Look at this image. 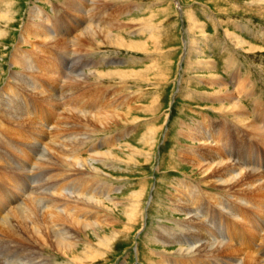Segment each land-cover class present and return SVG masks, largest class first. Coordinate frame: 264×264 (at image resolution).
<instances>
[{"label": "rangeland", "instance_id": "1", "mask_svg": "<svg viewBox=\"0 0 264 264\" xmlns=\"http://www.w3.org/2000/svg\"><path fill=\"white\" fill-rule=\"evenodd\" d=\"M74 1L78 10L85 9L82 1ZM84 1L86 3L88 0ZM69 2L70 0H6L0 4V101L2 94H6L9 88H17L10 77L12 72H20L19 68L11 65L14 51L18 47L27 50L28 53L33 50L27 45L19 46L28 12L34 6L33 8L43 10L45 15L52 16L53 10H56L59 15V37L69 39L87 24L82 23L83 17L74 16L69 10ZM179 2L184 11L181 16H177L172 0L99 1L102 6L101 11L95 13L97 19L95 25L107 27L117 23L121 30L118 29L116 35L123 37L127 42L144 45L138 50H133L125 46L96 43L81 49L82 52L79 53L80 58L82 57L79 61L81 72L107 73L121 70L130 72L131 76L128 81L127 79L122 81L115 76L92 77L93 80H89L85 87L74 95L79 99L70 105L59 104L57 121L61 119L62 111L67 109L101 114L108 111L111 105L109 110L127 114V111L130 112L128 106L134 108L131 111L133 114L131 118H122L123 123L112 126L109 131L102 132L99 126L97 130L96 127L87 124H80L79 129L77 128L80 137L87 136L90 140L77 151L74 158H90L97 152L103 153L116 147L114 151L120 150L119 161L99 163L100 169L106 173L102 174L104 180L93 177L95 181L98 179L94 183V188L108 186L113 190L112 198L120 202V207L118 210L113 208V214L110 216L113 220L108 217L112 225L105 233L111 240L109 247L104 249L94 242L92 247H88L89 251H84L86 244L80 242L78 245L81 250L84 249L83 253L75 254L71 258L53 249L41 252L50 264L52 262V264H85L83 262L163 264L164 257L167 256L174 260L175 253L181 246L173 244L165 247L157 234L161 229H169L171 235L180 234V225L185 216L171 207L176 187L181 182L185 183V180L190 181L188 183L192 182L193 185L201 182V176L193 171L191 164L180 162L178 159L181 150L186 149V146L195 147L196 144L180 135L184 123L193 126L204 124L205 129L211 130L210 134L213 136L217 134L221 136L218 133L220 130L229 129L235 137L245 138L246 143L248 140L255 143L254 136L247 128L248 125L240 124L239 120H244L243 118L248 115L254 121L257 120L256 123L260 126H264V0H179ZM88 7L87 10H92L95 6L90 3ZM193 19L197 20L196 24ZM179 22L181 25L185 22L184 39L187 38L189 41L188 55L185 58H182L183 34L179 31ZM39 47L38 52L46 58L45 61L52 56L49 52L40 50L50 47L54 52L58 51L50 44ZM256 47V51L252 49ZM76 59L75 55L59 49V75L65 74L64 81L69 77L68 67L73 68ZM132 71L138 72V76L132 75ZM17 76L21 77L19 74ZM43 77L40 79L48 78ZM63 89V85L61 84V87L59 85V91ZM7 93L10 96L5 97L11 103L13 94L11 90ZM26 95L28 93H24L21 96L23 98L17 101L21 103ZM235 102H239L246 113L234 115L227 110L220 111L221 108H229ZM36 106L47 108L42 104ZM44 111L40 116L34 115L38 121L43 123L46 122V118L54 119L49 117L50 114L46 110ZM2 119L5 120L0 114V121ZM53 122L55 120L48 122L52 123L48 126H52ZM62 126L64 127V124ZM1 130L4 128L0 127V132ZM68 136L70 138L72 135ZM126 143L133 146L138 155L128 153V148L123 145ZM263 163L264 156L260 166L264 167ZM61 172L65 173V170ZM80 177L84 179L89 175H81L78 178ZM64 179L61 178L59 183L64 185ZM210 192L208 194L216 196V192ZM227 199L225 198V201ZM135 201L138 207L132 214L131 209ZM240 230H244L242 234ZM111 231L115 234L112 239ZM238 234H241V237L244 234L248 235L245 229L240 228ZM78 240L82 241V236H79ZM250 242L249 238V243L245 245L246 251L251 250ZM253 248L256 249V246ZM85 253L95 255L86 260L88 256H84Z\"/></svg>", "mask_w": 264, "mask_h": 264}, {"label": "bare ground", "instance_id": "2", "mask_svg": "<svg viewBox=\"0 0 264 264\" xmlns=\"http://www.w3.org/2000/svg\"><path fill=\"white\" fill-rule=\"evenodd\" d=\"M4 1L0 0V4ZM80 1L85 5L83 11L78 10L74 0H70L68 7L74 16L83 17L82 23L87 24L69 39L59 37V15L56 10H53L52 16L45 15L43 10L33 6L23 25V38L19 45H27L33 50L28 53L18 47L12 56V67L20 69L19 73L12 72L10 75L17 88L8 89L13 94L12 104L5 97L10 96L8 91L2 94L0 101V114L6 120L0 121V127L4 128L0 132V264H50L41 252L53 249L71 258L83 253L84 249L81 250L78 245L80 242L86 244L84 251H89L88 247H92L94 242L104 249L111 245L105 233L107 228H112L109 219L113 208L118 210L120 207V202L112 198L113 190L108 186L94 188V183L98 179L104 180L102 174H106L98 166L99 163H114L118 160L120 150L114 151L116 147L103 153L97 152L90 158H74L77 151L90 140L87 136L80 137L78 126L87 124L96 129L99 126L102 132H106L112 126L123 123L122 118H131L134 108L128 106L130 112L121 114V111L109 110L110 105L108 111L97 114L76 106L79 110H63L60 121H57L59 104L70 105L79 99L74 95L92 77L115 76L128 81L131 76L130 72L121 70L81 72L79 61L82 57L79 53L85 46L104 43L138 50L144 44L127 42L116 35L115 32L121 30L117 23L107 27L95 25V13L101 11V0ZM90 3L95 7L87 10ZM193 21L196 24L197 20ZM2 36L5 37L4 33ZM44 44L58 49L57 53L50 47L40 50L52 56L47 61L38 52L39 46ZM59 49L77 58L73 68L68 67L69 77L66 76L65 81V74L59 75ZM252 49L256 51L257 47ZM131 73L135 76L139 74L134 71ZM17 74L21 77L18 78ZM43 76L48 78L40 79ZM61 84L64 89L60 92ZM24 93H28L25 100L18 102ZM236 102L220 111L227 110L234 115L244 113L242 106ZM36 104L47 108H39ZM44 110L50 114L49 117L54 118H46V122H43L46 125L34 116L42 115ZM243 119L239 123L248 125L255 143H251V140L246 143L245 138L235 137L229 129L220 130L218 133L221 136H213L204 124L193 126L184 123L180 135L196 144L195 147L186 146V149L181 150L178 159L191 164L193 171L201 176V182L193 185L185 180V183L181 182L176 187L171 207L172 210L180 211L185 219L181 222L180 234L171 235L169 229H161L157 234L165 247L173 244L181 246L174 260L164 257L165 264H264V167L260 166L264 156V126L248 115ZM52 120L55 122L48 126ZM68 126L77 127L70 129ZM67 131H71L70 138ZM128 144H123L128 148V153L138 155V151ZM63 170L67 174L61 172ZM81 175L89 177L79 179ZM94 176L98 177L96 181ZM63 177L64 185L59 183ZM210 191L216 192V196L208 194ZM101 196L103 198H99ZM225 198L228 199L225 201ZM137 207L136 202L131 213ZM239 228L247 231L252 242L251 250L246 251L247 243L243 237L239 238ZM111 235L110 238H114V232L111 231ZM79 236H82V241L78 240ZM255 246L256 249L253 248ZM93 255L85 253L84 256H88L86 260H89Z\"/></svg>", "mask_w": 264, "mask_h": 264}, {"label": "crops", "instance_id": "3", "mask_svg": "<svg viewBox=\"0 0 264 264\" xmlns=\"http://www.w3.org/2000/svg\"><path fill=\"white\" fill-rule=\"evenodd\" d=\"M173 4V3H172ZM174 7V6H173ZM174 9H175V7H174ZM175 12H176V14H177V16H178V13H177V11H176V9H175ZM183 24L181 25V23L179 22V31H181V33L183 34V39H184V35H185V28H184V23L185 22H182ZM183 39L181 40L182 42H181V46L183 47ZM188 44H189V42H188Z\"/></svg>", "mask_w": 264, "mask_h": 264}]
</instances>
